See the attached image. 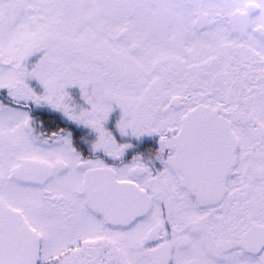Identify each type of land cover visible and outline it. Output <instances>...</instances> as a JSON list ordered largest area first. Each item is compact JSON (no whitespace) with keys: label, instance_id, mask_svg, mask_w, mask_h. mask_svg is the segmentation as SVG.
<instances>
[{"label":"snow or ice","instance_id":"1","mask_svg":"<svg viewBox=\"0 0 264 264\" xmlns=\"http://www.w3.org/2000/svg\"><path fill=\"white\" fill-rule=\"evenodd\" d=\"M0 264H264V0H0Z\"/></svg>","mask_w":264,"mask_h":264}]
</instances>
